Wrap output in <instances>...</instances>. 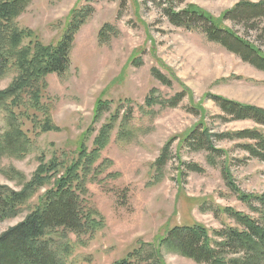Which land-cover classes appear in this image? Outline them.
Instances as JSON below:
<instances>
[{"label":"rangeland","instance_id":"obj_1","mask_svg":"<svg viewBox=\"0 0 264 264\" xmlns=\"http://www.w3.org/2000/svg\"><path fill=\"white\" fill-rule=\"evenodd\" d=\"M242 1L262 0H185L177 7L194 3L219 17ZM86 7L90 14L74 35L69 68L45 77L44 107L29 106L37 117L21 118L28 143L22 151L0 155V184L20 190L42 163L71 162L81 136L87 134L92 149L100 129L115 115L109 143L97 161L101 172L90 174L83 198L85 206L101 213L103 227L69 233L74 245L69 264H114L142 243L158 250L146 264H209L162 240L175 225L196 222L214 241L217 229L242 228L232 212L264 223L262 202L241 197L264 195V159L248 149L258 140L228 136L246 129L264 134V124L230 116L217 99L264 109V69L245 60L243 55L253 53L233 39L228 40L232 48L211 40L201 21L194 28L172 24L164 13L165 0L161 5L151 0H30L14 25L56 44L73 11ZM226 17L227 27L264 52V16ZM106 24L117 33L101 38ZM18 74L16 66L10 67L0 77V90ZM148 96L154 98L152 105ZM99 99L106 102L95 119ZM48 120L54 128L45 125ZM6 128L0 105V133ZM205 128L219 150H209L202 141L197 132ZM186 134L196 136L188 140ZM162 155H167L163 166L157 163ZM52 184L42 186L16 217L0 221V234L23 220Z\"/></svg>","mask_w":264,"mask_h":264},{"label":"trees","instance_id":"obj_2","mask_svg":"<svg viewBox=\"0 0 264 264\" xmlns=\"http://www.w3.org/2000/svg\"><path fill=\"white\" fill-rule=\"evenodd\" d=\"M151 1L158 5L162 4V0ZM165 1L167 7L164 8V13L172 24L194 28L198 26V21H201L211 40L221 42L230 48L228 40L233 39L253 53V57L243 55L245 60L264 69V52L224 24L226 16L230 19H237L238 16L249 19L264 16V0L242 1L219 17H214L194 3L177 7L178 3L185 0ZM29 2L30 0H0V77L10 67L16 66L19 69L18 76L9 87L0 90V105L6 110L7 120V128L0 133V155L4 151H22L28 143L26 132L21 127V118L24 115L32 119L37 117L30 113L29 106L37 109L44 107L42 97L45 77L50 73L62 74L67 71L71 64L70 48L74 35L87 20L91 10L90 7L74 10L62 39L56 44H45L35 32L25 31L14 25V19L21 14ZM111 33L116 34V28L106 24L100 31V37H107ZM26 38H30V41L27 45H23ZM9 47L13 48L9 49ZM154 73L156 77H160L157 69H154ZM217 99L221 109L230 116L240 119L250 117L264 124L263 108L222 96H217ZM146 101L152 105L153 96H148ZM105 102L99 99L95 119L104 110ZM19 109L22 112H19ZM115 118L116 116L112 115L111 120L114 122ZM113 122L105 124L100 129L92 149H89L85 142L87 134H83L76 158L71 162L53 159L42 163L22 189L14 190L0 184V221H3L16 217L22 211L24 204L33 198L42 186L54 182L43 195L38 197V202L23 220L0 234V264H69V256L74 246L69 233H94L103 227L101 213L85 206L83 198L87 191L88 179L97 171L101 172V166L97 165V161L101 157V150L109 143ZM47 123L49 129L54 128L49 120L45 125ZM197 133L204 137L201 140H205L209 150H219L215 148L212 135L207 128ZM196 135L186 134L184 139L189 140ZM228 136L258 140L256 147L249 145L248 149L264 159V134L257 130L246 129ZM166 157L167 155H162L157 163L163 166ZM241 197L244 201L255 198L261 201L264 207V195L242 194ZM232 214L242 228L217 229L214 231L216 236L214 241H210L209 230L204 225L193 222L175 225L163 237L162 242L167 247L198 262L263 264L264 223L242 212H232ZM143 244H146V247ZM155 252L158 253V250L154 244L142 243L140 247L114 264H146L155 260ZM235 255L237 256L230 257Z\"/></svg>","mask_w":264,"mask_h":264}]
</instances>
